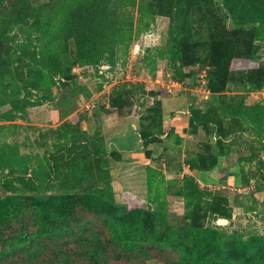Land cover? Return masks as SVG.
I'll return each instance as SVG.
<instances>
[{
	"label": "rangeland",
	"instance_id": "obj_1",
	"mask_svg": "<svg viewBox=\"0 0 264 264\" xmlns=\"http://www.w3.org/2000/svg\"><path fill=\"white\" fill-rule=\"evenodd\" d=\"M258 103L264 0H0L1 203L94 197L100 218L140 210L148 231L180 252L202 227L223 245L264 239ZM198 109L218 120L198 122ZM111 114L137 118L146 135L142 154H125L153 164L146 193L113 186L109 151H119L109 139L121 127ZM103 144L109 178L94 165L85 177L88 148ZM193 174L197 188L181 194Z\"/></svg>",
	"mask_w": 264,
	"mask_h": 264
},
{
	"label": "trees",
	"instance_id": "obj_2",
	"mask_svg": "<svg viewBox=\"0 0 264 264\" xmlns=\"http://www.w3.org/2000/svg\"><path fill=\"white\" fill-rule=\"evenodd\" d=\"M257 107L264 113L263 103ZM198 112V122L207 125L218 120L208 110ZM140 135L146 141V135ZM100 148H88L85 156L90 163L84 168L85 177L95 175L91 172L94 165L109 178L107 148L104 144ZM109 152L114 158L120 157L116 151ZM63 158L71 165L73 177H81L74 156L65 153ZM210 163L207 160L201 168ZM183 178L181 194L188 195L186 189L190 185L195 189L198 186L196 177L193 174ZM8 202H0V264H144L147 258H156L162 264H263L264 239L259 237H251L238 246L223 245L215 239L214 230L202 227L197 231L198 243L180 252L175 245L156 238L154 229L148 231L150 218L140 210L121 217L100 218L94 197L89 200L86 196L63 194L43 200L11 196ZM187 204L185 210L189 211L190 203ZM7 251L15 254L4 257Z\"/></svg>",
	"mask_w": 264,
	"mask_h": 264
},
{
	"label": "crops",
	"instance_id": "obj_3",
	"mask_svg": "<svg viewBox=\"0 0 264 264\" xmlns=\"http://www.w3.org/2000/svg\"><path fill=\"white\" fill-rule=\"evenodd\" d=\"M111 116L112 118L115 117L118 119L120 124L118 127H121L120 131L117 134L114 133V135H111V139H109L112 146L119 151L120 155L119 158L112 157L113 160L110 161L113 186L115 181H119L122 183L123 188L130 190V192L146 193L148 177L145 168L147 165L152 166L153 164L148 160H144L143 162L140 160L125 161L126 153L139 156L138 154H142L145 146L139 132V120L133 117H121L117 114H111ZM108 118L109 116H107V119ZM110 150L112 151L113 149L110 148ZM115 185L117 186L116 183Z\"/></svg>",
	"mask_w": 264,
	"mask_h": 264
},
{
	"label": "built area",
	"instance_id": "obj_4",
	"mask_svg": "<svg viewBox=\"0 0 264 264\" xmlns=\"http://www.w3.org/2000/svg\"><path fill=\"white\" fill-rule=\"evenodd\" d=\"M202 82H206V79L203 78V79H202ZM208 93H209V90H208L207 94H208ZM91 105H93V103H91Z\"/></svg>",
	"mask_w": 264,
	"mask_h": 264
}]
</instances>
